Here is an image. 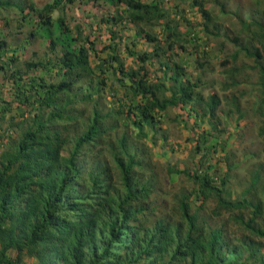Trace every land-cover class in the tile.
<instances>
[{"label":"trees","instance_id":"16d2710c","mask_svg":"<svg viewBox=\"0 0 264 264\" xmlns=\"http://www.w3.org/2000/svg\"><path fill=\"white\" fill-rule=\"evenodd\" d=\"M76 1L37 8L0 0V264H264L263 243L255 242L264 239V175L254 173L242 198L232 200L224 197L228 177L203 169L216 153L207 142L218 137L224 113L217 92H202L213 52L207 41L224 33L238 49L222 65L241 52L252 58L264 97V0L242 18L248 41L225 31L198 0V25L156 1L106 0L125 9L103 18L113 27L102 46V31L73 29L66 13L54 18ZM214 1L228 14V0ZM125 22L135 30L126 52ZM36 37L48 47L32 56L27 49ZM141 42L147 47L136 50ZM105 96L113 98L106 112ZM170 109L181 111L176 120L211 128L197 138L201 170H168L186 175L195 189L161 195L144 141ZM257 186L260 197L249 199ZM210 199L216 206L205 216ZM231 222L248 234H231Z\"/></svg>","mask_w":264,"mask_h":264},{"label":"rangeland","instance_id":"374dc122","mask_svg":"<svg viewBox=\"0 0 264 264\" xmlns=\"http://www.w3.org/2000/svg\"><path fill=\"white\" fill-rule=\"evenodd\" d=\"M255 4V0H228V14L218 21L225 26L224 30L229 34L240 36L246 41L251 40V34L247 32L241 21L243 17L246 18L245 20L250 18L249 12L260 10V7ZM212 9L214 13L215 10H219L215 5L212 6ZM203 37L202 44H205L207 37L205 35ZM222 42H225V45L221 46ZM207 43L210 44V50L213 52L210 55L211 58L207 59L211 69L202 76L206 83L202 92L205 98L214 91L221 96L223 105L220 108V115L223 111L224 116L219 125L218 137H208L207 145L216 147V153H213L209 163L205 164L203 169L209 166L212 167V174L228 177L227 192L224 197L236 200L242 198L249 189L254 173L260 171L264 175V97L256 84L259 81L260 73L253 68L254 60L247 57L244 52L239 54L236 61L230 62L226 66L222 65L227 57L238 49L226 39L224 33H221L219 37H212ZM233 81H236L237 85L233 86ZM225 83L230 84V88L223 91ZM118 97L122 98V93ZM111 100L113 98L109 96H105L101 100V106L105 112L112 106ZM235 102L239 103L240 112L235 108ZM179 113L181 111L170 109L167 114L159 117L160 131L156 135L153 130L146 129L148 138L144 142L148 154L147 159L155 165V171L160 181L158 188H162L161 195L167 192L175 194L183 188L190 192L195 189L194 184L186 175H170L168 170L169 167L179 171L201 170L202 155L196 152L197 138L202 130L209 131L211 128V124L206 122L196 127L195 122H190V119L184 121L178 118L176 120ZM124 130L125 128H121L120 132ZM75 133H77L76 130L70 132L72 136ZM128 133L136 141L138 132L131 123ZM66 154L67 152H65ZM259 187L257 186L253 192L247 193L246 196L249 199L260 197ZM170 198L171 196L166 195V199ZM200 204L201 202L196 200V205ZM215 206L216 200L210 199L205 204L202 214L206 216ZM244 214L248 216V212ZM229 218V214L224 217L226 220ZM213 224H217V222L213 221ZM261 226H264V216ZM229 231L237 237L248 234L233 222L229 224ZM255 242L263 243L262 250L264 252V239H256ZM25 264H34V260H27Z\"/></svg>","mask_w":264,"mask_h":264},{"label":"crops","instance_id":"0c3cea01","mask_svg":"<svg viewBox=\"0 0 264 264\" xmlns=\"http://www.w3.org/2000/svg\"><path fill=\"white\" fill-rule=\"evenodd\" d=\"M27 2L28 5H30L32 2L36 5L37 8H42L48 3L54 2V0H22ZM146 3H152V2H159L160 4L162 3V7L168 11H170L171 15L174 16L175 12H186V17L188 18L189 24L192 25H198L199 22H201L202 18L200 13L197 11L198 6L202 4L205 9L209 11H213L212 6H217L214 0H198L199 5L193 6V1L196 2L195 0H143ZM220 1H225V0H220ZM218 8V6H217ZM64 9V10H63ZM62 11H55L53 16L55 19H58L61 15L67 16V22L70 25L71 28L76 29L77 27H82L83 30H89L90 28H94L95 30L102 31V33H98L101 36V39L103 42L100 43V46L105 45V43H108L109 40V30L113 27L111 24H102V20L105 17H109L111 15H120L123 13L125 7L124 6H114L111 4H108L106 0H77L76 3L72 6H67L63 8ZM219 9V8H218ZM119 12V13H118ZM214 12V11H213ZM215 14L217 15V20L221 19V17L226 16L227 14H224L220 12L219 10H215ZM125 27H124V39L121 41V47L123 50L126 52L125 47L131 46L132 41H133V36L135 35V30L133 25L130 23L128 24L125 22ZM16 27V26H15ZM14 28V27H13ZM119 28H123L121 25ZM32 28L29 27L28 25L23 27V31H29ZM186 29V28H185ZM184 27H182V30H185ZM141 42L140 44H137L136 50L143 48L146 46L145 43ZM48 43L45 40L40 39L39 37L33 39L31 41V44L28 45L29 49V55L31 54L32 56L34 53L40 51V53H44V51H47V46ZM125 56L127 54L125 53ZM189 70H192L189 69Z\"/></svg>","mask_w":264,"mask_h":264}]
</instances>
